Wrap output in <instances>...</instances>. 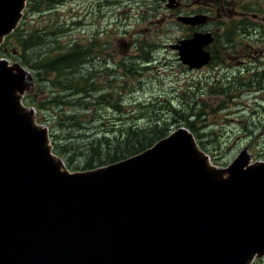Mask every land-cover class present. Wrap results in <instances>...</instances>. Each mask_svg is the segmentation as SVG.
Segmentation results:
<instances>
[{"label": "water", "instance_id": "obj_1", "mask_svg": "<svg viewBox=\"0 0 264 264\" xmlns=\"http://www.w3.org/2000/svg\"><path fill=\"white\" fill-rule=\"evenodd\" d=\"M161 1L171 9L176 2ZM26 2L0 0V46ZM201 19L176 22L194 27ZM210 41L194 34L168 47L192 70L207 62ZM29 79L28 69L0 59V264H252L264 257L263 162L249 164L243 150L217 169L179 127L138 155L70 172L53 154L47 127L22 103Z\"/></svg>", "mask_w": 264, "mask_h": 264}, {"label": "trees", "instance_id": "obj_2", "mask_svg": "<svg viewBox=\"0 0 264 264\" xmlns=\"http://www.w3.org/2000/svg\"><path fill=\"white\" fill-rule=\"evenodd\" d=\"M68 1L27 0L23 20L0 46L1 55H11L30 71L34 86L24 95V106L33 107L36 122L48 128L52 152L65 167L70 172H83L118 163L144 152L179 127L198 137L192 127L195 106L189 95L190 101L181 107L161 95L147 104L139 103V99L127 101L128 95L146 83L144 78L150 70L166 72L177 66L176 60L168 61L157 54L163 44L162 35L158 32L152 41L135 39L128 51L123 41L121 59L110 67L111 55L103 53L98 45V32L89 33L84 46L60 44L61 36L79 23L57 17L58 8ZM108 2L96 1L86 12L87 17L99 16ZM50 13L56 15L54 20L25 27L29 16ZM151 18L158 20L154 13ZM119 41L122 43V39ZM105 43L108 45L109 41ZM10 47L15 51L8 52ZM157 73L149 79L156 84ZM130 78L136 81L127 86ZM190 88L186 93H193ZM169 89L177 92L178 84L173 82ZM199 146L207 152L203 143ZM252 264H264V257Z\"/></svg>", "mask_w": 264, "mask_h": 264}, {"label": "flooded vegetation", "instance_id": "obj_3", "mask_svg": "<svg viewBox=\"0 0 264 264\" xmlns=\"http://www.w3.org/2000/svg\"><path fill=\"white\" fill-rule=\"evenodd\" d=\"M159 2L168 8V1ZM187 2L176 0L172 8L174 22L183 31L176 42L190 39L194 34L211 38L203 47L205 64L189 70L187 65L177 62L184 73L192 74L195 98L192 127L198 133L195 139L199 142L201 133H205L211 139L207 145L214 144L219 137L212 129L207 130L216 126L221 116L231 124L225 130L242 133L239 138L249 140L253 134L264 135V0H190L184 7ZM192 3L196 8L187 9ZM180 15H200L202 19L194 27L185 26L176 22ZM243 48L245 54L240 55L238 50ZM210 98H214L212 103ZM209 118L214 120L209 122Z\"/></svg>", "mask_w": 264, "mask_h": 264}, {"label": "rangeland", "instance_id": "obj_4", "mask_svg": "<svg viewBox=\"0 0 264 264\" xmlns=\"http://www.w3.org/2000/svg\"><path fill=\"white\" fill-rule=\"evenodd\" d=\"M96 1L98 0H70L66 3V5L58 8V12H56L58 18L61 17L66 21H79V23L75 24V26L69 30L65 36H61L60 44L65 45L72 42L84 46L87 44V38L89 37L88 34L91 33L96 35L98 32L99 35L97 36L96 40H98V45L103 50V53H108L111 55L110 67H112L113 65L118 64L122 56L121 52L125 50L123 41L128 45L129 48L125 50L128 51L135 39L152 41V37L155 35L158 36L159 32V35H162L163 37V44L158 48L157 54L162 58L166 57L167 60L172 58L173 60L177 61L176 53L172 52L167 45L175 43L177 36L179 37L183 31L177 28L172 14L174 11L171 8L164 7L162 3L159 2V0H137L138 3H136V0H125L126 2L122 0H109L108 5L104 6L103 11L99 16L93 19L88 18L87 15L89 13L86 12L92 9ZM205 1L208 0H204V2ZM189 3L190 0H188L184 7H186ZM193 3L190 4L187 9L193 10V8H196ZM153 13L158 16V20H152L151 16ZM55 18L56 15L52 13L43 17L29 16L25 19V27H29L31 23L32 25H36L37 23L49 22ZM90 27H93V29L90 30ZM121 39L122 43L119 41ZM106 40L109 41L108 45H105ZM7 51L13 52L15 49L10 47ZM238 51H240V55H243L245 54L246 50L243 48ZM221 55L225 57V54ZM0 58H5L8 60L10 65L17 63L22 66L20 62L11 59V55L9 54L3 53V55H1L0 53ZM173 60L170 62H173L175 65ZM156 72H158L157 74L159 77L157 82L158 85L149 80L151 75L155 74ZM191 78L192 74L184 73L180 69L179 64H177L176 67H171L170 70H166V72L152 69L149 71L148 76L144 78L146 83L143 84L140 90L138 89V92L128 95L127 101L139 99V103L147 104L155 99H158V97L161 95L166 96L169 99H173L174 104L181 107L184 103L186 104L190 101L187 98L188 95L192 98V101L195 99L193 93H186L187 91H191ZM135 81V78L128 79L127 86H131L135 83ZM173 82L178 84L179 89L177 92L169 89ZM28 83V89L25 94L28 92L29 88L34 86V83L31 79L28 80ZM159 86H162L165 89L163 90ZM213 99L214 98H210L209 102L212 103ZM213 120L214 119L211 118L208 119L209 122H212ZM215 125L216 126H213L207 130L211 131L212 129V131L216 132L217 137H219L214 144H210L209 146L207 145V142H211V139L210 135L205 133H201L203 137L199 138V142L197 138L195 139L196 144L200 142L204 144L207 151L206 153L209 155L208 157H210L208 162L211 166L220 170L227 168L238 156V154L245 150V146H247L246 150L250 158L249 164H254V162L256 163L255 160H257V162L264 161L262 160V157H264V135L253 134L249 140H245L246 138H239L238 136H241L242 133L233 134L230 131L225 130L224 127L230 126L231 124L229 119L227 122L223 121V116L217 119ZM258 141H260L263 145L258 143ZM197 146L198 149H201L199 144ZM256 259L258 258H255L253 261L255 262Z\"/></svg>", "mask_w": 264, "mask_h": 264}, {"label": "bare ground", "instance_id": "obj_5", "mask_svg": "<svg viewBox=\"0 0 264 264\" xmlns=\"http://www.w3.org/2000/svg\"><path fill=\"white\" fill-rule=\"evenodd\" d=\"M180 147V146H179ZM184 152V151H183ZM176 153V152H175ZM178 154H180V153H178ZM182 156V155H181ZM182 158V157H181ZM171 159H174L173 157H171ZM183 162V161H182ZM182 162H181V164H182ZM141 171V170H140Z\"/></svg>", "mask_w": 264, "mask_h": 264}]
</instances>
